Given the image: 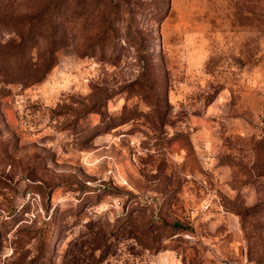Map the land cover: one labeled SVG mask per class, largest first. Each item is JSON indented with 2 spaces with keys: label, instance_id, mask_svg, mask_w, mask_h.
<instances>
[{
  "label": "rangeland",
  "instance_id": "374dc122",
  "mask_svg": "<svg viewBox=\"0 0 264 264\" xmlns=\"http://www.w3.org/2000/svg\"><path fill=\"white\" fill-rule=\"evenodd\" d=\"M0 264H264V0H0Z\"/></svg>",
  "mask_w": 264,
  "mask_h": 264
}]
</instances>
